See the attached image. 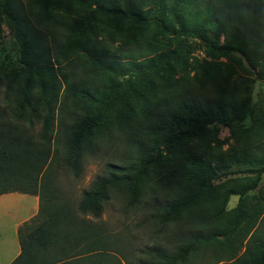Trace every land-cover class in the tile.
Instances as JSON below:
<instances>
[{"label": "trees", "instance_id": "obj_1", "mask_svg": "<svg viewBox=\"0 0 264 264\" xmlns=\"http://www.w3.org/2000/svg\"><path fill=\"white\" fill-rule=\"evenodd\" d=\"M44 1L54 6L62 2L65 7L50 13L46 8L40 11L31 3L25 8L21 0H12L23 53L16 68L7 70L0 66V81L7 78V91L15 94L12 113L16 119L0 122V194L19 192L40 199L38 214L18 229L21 252L10 264H185L195 246L200 241L216 240L218 231L194 235L173 252L158 247L150 260L133 263L128 259L135 255L133 250L102 220L105 206L114 195L123 194L133 203L139 200L145 175L147 179L149 168L162 160L164 149L157 146L156 155H146L131 169L107 164L105 172L75 202L59 182L54 146H60V166L67 167L76 178L81 177L84 155L94 151L100 134L105 135L109 114L119 96L141 90L139 85L144 80L147 87L162 72L161 79L168 84L173 79L168 78L169 74L175 72L172 63L184 60L189 39L205 42L217 56L239 54L249 65L264 59V0ZM76 8H82L88 16L74 18L71 12ZM96 15L114 19L115 33L123 26L142 33L153 24L159 34L173 37L176 47L157 52L146 41L133 38L136 50L132 60L120 61L104 41H94L90 48L89 38L96 35L89 17ZM220 33L225 34L223 44ZM80 51L86 52L84 61L79 60ZM70 54H78L69 64L74 67L73 74H82L79 83L74 77L65 76L64 69L69 65L63 64ZM94 70L116 81L109 84L101 99L87 88L88 73ZM255 74L264 81V67ZM170 85L174 89L170 92L162 85L166 96L146 109V119L153 121H146V130L151 129L155 136L165 133L167 150L203 139L216 124L235 129L253 118L258 109L251 83L246 97L235 104L211 102L204 96L198 100L196 90H186L183 84L178 88V80ZM36 122L42 125L39 136L34 134ZM127 141L136 144L137 134L130 135ZM250 150L232 152L228 166L243 161L254 163ZM243 170L252 173L253 180L231 191L239 195L238 215L229 230L222 228L226 237L239 227L246 197L263 178L264 161ZM193 183L187 193L178 194L164 206L163 222L191 214L194 206L203 210V196L214 186L213 179L204 174ZM208 221L215 225L212 214L207 215ZM243 264H264V256Z\"/></svg>", "mask_w": 264, "mask_h": 264}, {"label": "rangeland", "instance_id": "obj_2", "mask_svg": "<svg viewBox=\"0 0 264 264\" xmlns=\"http://www.w3.org/2000/svg\"><path fill=\"white\" fill-rule=\"evenodd\" d=\"M21 1L25 8L31 3L38 10L46 8L50 13L65 7L64 4L61 6L62 2L54 6L46 5L44 0ZM11 5L12 0H0V66L7 70L18 66L23 53L22 41L17 34L16 15L11 10ZM144 10L146 11V8ZM71 14L74 18L88 16L82 8L73 9ZM91 19L96 36L91 35L89 38L90 48L92 42L104 41L103 44L109 46L120 61L132 60V53L136 50L133 49L135 47L133 38L146 41L157 52L176 47V40L171 36L159 34L153 24L146 26L142 33L123 28L124 26L120 32L115 33L114 19L101 15L93 18L90 16L89 20ZM60 34L59 29L58 39ZM187 42L184 60L172 63L175 72L169 74L168 78L173 79L168 84L161 79V75L164 74L162 72L160 76L154 77L147 87L144 80L139 85L141 90L126 92L124 97L119 96L120 100L115 102L109 114L105 135L100 134L99 143L94 151L86 152L84 155L81 177L76 178L67 167L60 166L58 159L60 146L59 148L54 146L56 149L53 155L54 163L60 168L59 182L77 202L82 192L95 178L105 172L107 164L113 163L123 169H131L142 159H146V155H156L155 148L159 146L164 149V157L149 168L139 200L133 203L123 194H116L106 204L102 215L108 229L121 237L135 253L129 255L128 259L133 263L150 260L151 254L158 247L173 252L194 235H208L218 231L216 240L200 241L191 251L185 264H243L247 261L251 263L253 258L264 256V175L258 187L251 190L246 197L244 217L241 218L239 227L228 237L221 231L222 228L229 230L238 215L236 206L239 195L231 191L249 185L253 180V174L243 169L253 167L257 163L262 164L264 161V81L257 79L255 74L264 67V59L260 58L249 65L243 56L236 53L232 57L217 56L199 39L193 38ZM220 43H225L224 33H220ZM87 53L91 54L89 51ZM79 54L82 58L79 60L84 61L82 56L86 52ZM74 56L78 54L68 55L65 63L63 62V65L66 63L69 65L68 69H64L67 71L65 76L74 77L75 82L79 83L82 74H73L74 67L69 64ZM99 71L88 73L87 88L101 99L102 94L108 91L109 84L116 81ZM250 79H254V82H250ZM176 80L178 88L183 84L186 90H196L198 100L204 99V96L211 102L222 100L231 104L238 103L246 97L248 84L251 83L253 101L258 106L257 112L253 118L247 119L235 129L216 124L211 127L212 132L203 139L187 141L167 150L163 142L165 133L155 136L151 129L146 130V121H149V124L153 122L146 119V109L166 96L162 85L171 92L174 87L170 84ZM7 84V78L0 81V122L16 120L12 113L15 94L7 91ZM123 90L126 91V87H123ZM41 126V122L35 123L36 136H39ZM132 134H137L139 144L127 141ZM240 148L251 149L254 163L243 161L228 166V163H231V153ZM204 174L211 175L214 186L209 187L203 196L205 204L203 210L194 206L191 214H183L176 220L163 222L164 206L178 194L187 193L197 177ZM15 195L29 194L12 193L0 199V232L4 235L2 239H6L7 246L6 251H3V246L0 247V264L10 261L19 249V243L14 242L16 223L19 221V214L15 215L19 205H16V201H11ZM29 197L31 195L27 198L31 200ZM209 214L215 219L214 226L207 222Z\"/></svg>", "mask_w": 264, "mask_h": 264}, {"label": "crops", "instance_id": "obj_3", "mask_svg": "<svg viewBox=\"0 0 264 264\" xmlns=\"http://www.w3.org/2000/svg\"><path fill=\"white\" fill-rule=\"evenodd\" d=\"M13 193H19V192H13ZM7 194H12V193L0 194V199L2 198V196H5ZM30 195L31 194L23 195V196L15 195L14 196L15 198L11 200V201H16V205H19L15 210V215L19 214L18 216L19 221L16 223L17 229H15V232H14V236L16 235L14 242L19 243V247H18L19 249H17L15 256H13L10 261L4 262L3 264H10L19 255V253L21 252V247H20V242H19L18 229L24 222L30 220L32 217L37 215L39 212V208H40L39 196L31 195V197H29L31 198V200H28L27 198ZM3 236L4 235H2L0 232V247L3 246V251H6L7 249L6 239L5 238L2 239Z\"/></svg>", "mask_w": 264, "mask_h": 264}]
</instances>
